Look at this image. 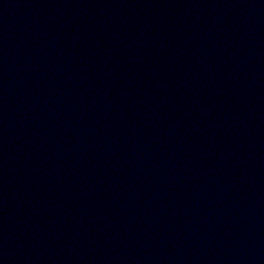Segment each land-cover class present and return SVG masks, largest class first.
Returning a JSON list of instances; mask_svg holds the SVG:
<instances>
[{"label":"water","instance_id":"95a60500","mask_svg":"<svg viewBox=\"0 0 264 264\" xmlns=\"http://www.w3.org/2000/svg\"><path fill=\"white\" fill-rule=\"evenodd\" d=\"M0 264H264V0H0Z\"/></svg>","mask_w":264,"mask_h":264}]
</instances>
